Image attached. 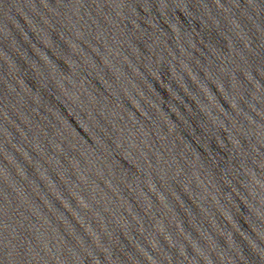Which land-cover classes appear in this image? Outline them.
<instances>
[{"label": "water", "instance_id": "water-1", "mask_svg": "<svg viewBox=\"0 0 264 264\" xmlns=\"http://www.w3.org/2000/svg\"><path fill=\"white\" fill-rule=\"evenodd\" d=\"M0 264H264V0H0Z\"/></svg>", "mask_w": 264, "mask_h": 264}]
</instances>
